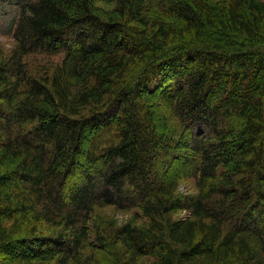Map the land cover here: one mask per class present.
<instances>
[{
  "label": "trees",
  "instance_id": "trees-1",
  "mask_svg": "<svg viewBox=\"0 0 264 264\" xmlns=\"http://www.w3.org/2000/svg\"><path fill=\"white\" fill-rule=\"evenodd\" d=\"M0 19V264H264V0H0ZM33 53L63 60L35 76Z\"/></svg>",
  "mask_w": 264,
  "mask_h": 264
},
{
  "label": "rangeland",
  "instance_id": "rangeland-1",
  "mask_svg": "<svg viewBox=\"0 0 264 264\" xmlns=\"http://www.w3.org/2000/svg\"><path fill=\"white\" fill-rule=\"evenodd\" d=\"M1 20V19H0ZM15 47V41L12 32L9 29V20L2 21L0 26V50L8 55ZM63 60V55L49 56L42 53H33L24 59L27 69L35 76H42L48 69L55 66ZM178 193L184 196L193 195L197 193L195 182L192 180H185L181 183ZM140 214V213H139ZM141 216V214H140ZM178 218L185 216V213H179ZM135 211L117 209V208H102L96 209L92 218L93 222L97 224L100 219L114 221L117 225L126 224L133 221ZM141 218V217H140ZM140 221H144L141 218ZM138 220V222L140 223Z\"/></svg>",
  "mask_w": 264,
  "mask_h": 264
}]
</instances>
